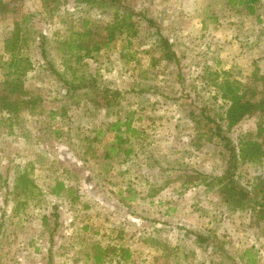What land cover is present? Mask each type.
I'll use <instances>...</instances> for the list:
<instances>
[{
    "label": "rangeland",
    "instance_id": "obj_1",
    "mask_svg": "<svg viewBox=\"0 0 264 264\" xmlns=\"http://www.w3.org/2000/svg\"><path fill=\"white\" fill-rule=\"evenodd\" d=\"M121 1L131 26L90 56H70L60 42L84 20L102 32L112 7L4 0L0 78L10 58L19 60L32 105L0 111V264H264V221L183 176L224 169L222 144L199 132L224 116L225 79L260 87L264 0L253 9L226 0ZM17 31L7 53L4 41ZM160 34L177 63L163 57ZM54 69L117 90V101L98 106L85 90H67ZM259 122L264 112L223 129L237 145L255 138ZM115 135L124 140L119 152L109 150ZM21 176L28 188L17 194ZM237 176L249 186L264 178V153L239 164Z\"/></svg>",
    "mask_w": 264,
    "mask_h": 264
},
{
    "label": "trees",
    "instance_id": "obj_2",
    "mask_svg": "<svg viewBox=\"0 0 264 264\" xmlns=\"http://www.w3.org/2000/svg\"><path fill=\"white\" fill-rule=\"evenodd\" d=\"M103 1L115 10L114 19L102 27V32L97 28L96 24L92 22L88 24L86 20L82 21L83 23L80 28L76 30L73 28L68 37L60 42L63 53L70 56H90L112 40L117 31L120 34L124 29H128L131 26L132 21L130 17L132 11L129 12V9L126 8L125 4H122L121 0ZM226 1L234 6L238 5L246 9H253V6L259 0ZM6 7L7 3L4 0H0V12L6 11ZM120 9H126L127 11L120 16ZM159 36V44L162 47L163 57L167 61L177 63L178 58L172 48L171 42L161 34ZM19 38L17 31L5 39L4 49L7 53L13 52V49L19 44ZM18 62L19 60L10 58L7 61V70L3 73V77L0 78V111H5L9 114H17L22 110L30 108V105H32L31 97H25L28 92L23 89L20 79L21 75L25 72V68L19 70L18 67H15ZM53 72L67 85V90L69 88H73V90L77 88L85 90V94L90 95L91 101L95 102L98 106L101 104L108 106L113 103L111 101H117V90L107 87L100 88L94 79L82 76L77 82H73L63 78L58 70L54 69ZM256 79L260 82V87L252 90L238 80L225 79L221 82L219 85L222 90L221 97L228 103L224 116H221L219 120H210L212 124L207 126V130L199 132L200 136L205 135L207 132L209 139L214 137L222 144V148L224 149V169L222 173L219 176H210L200 171H193L191 174H184L183 176L187 181L196 180L207 188H216V191L228 205L241 210H247L252 216L264 221V178H258L252 186H249L242 184L237 176L239 164L246 161H257L263 155L264 126L261 122L257 123L255 138H244L237 145L232 142L230 136L223 129L224 122L227 127H231L246 117L258 116L264 112V74L257 75ZM261 94L262 96L257 98ZM100 99L102 102L99 101ZM202 114L204 115L205 112L203 111ZM120 124H122L121 120L117 119L113 123L114 129L119 130ZM123 141L120 136L115 135V140L109 143V150H115V152L123 150L121 144ZM104 156L109 157V152L105 151ZM27 184L28 180L24 176L18 178L15 186L16 193L20 194L17 192L18 189L24 190V188H28ZM195 235L198 242L206 241V238L201 234L195 233Z\"/></svg>",
    "mask_w": 264,
    "mask_h": 264
}]
</instances>
